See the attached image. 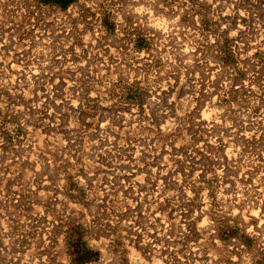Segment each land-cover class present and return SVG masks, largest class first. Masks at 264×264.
<instances>
[{
  "label": "rangeland",
  "instance_id": "rangeland-1",
  "mask_svg": "<svg viewBox=\"0 0 264 264\" xmlns=\"http://www.w3.org/2000/svg\"><path fill=\"white\" fill-rule=\"evenodd\" d=\"M52 6L0 0V264H264V205L244 201L208 115L63 86Z\"/></svg>",
  "mask_w": 264,
  "mask_h": 264
},
{
  "label": "bare ground",
  "instance_id": "bare-ground-1",
  "mask_svg": "<svg viewBox=\"0 0 264 264\" xmlns=\"http://www.w3.org/2000/svg\"><path fill=\"white\" fill-rule=\"evenodd\" d=\"M49 9L52 21L62 19L69 29L58 40L61 65L70 68L63 86L81 85V92L97 94L140 87L145 105L167 102L197 110L201 119L208 115L210 139L240 164L244 201L263 208L264 115L249 117L241 107L264 106V0H71Z\"/></svg>",
  "mask_w": 264,
  "mask_h": 264
},
{
  "label": "trees",
  "instance_id": "trees-1",
  "mask_svg": "<svg viewBox=\"0 0 264 264\" xmlns=\"http://www.w3.org/2000/svg\"><path fill=\"white\" fill-rule=\"evenodd\" d=\"M43 3L56 2L61 4L63 7L67 6L71 0H41Z\"/></svg>",
  "mask_w": 264,
  "mask_h": 264
}]
</instances>
